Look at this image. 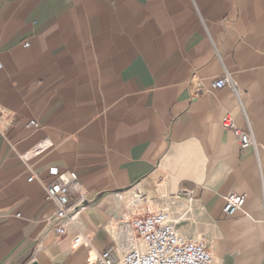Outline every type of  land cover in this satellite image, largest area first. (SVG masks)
<instances>
[{"label":"crops","instance_id":"1","mask_svg":"<svg viewBox=\"0 0 264 264\" xmlns=\"http://www.w3.org/2000/svg\"><path fill=\"white\" fill-rule=\"evenodd\" d=\"M0 62V264L127 252L134 188L213 264H264V0H0ZM65 173L84 210L58 237L46 188Z\"/></svg>","mask_w":264,"mask_h":264},{"label":"built area","instance_id":"2","mask_svg":"<svg viewBox=\"0 0 264 264\" xmlns=\"http://www.w3.org/2000/svg\"><path fill=\"white\" fill-rule=\"evenodd\" d=\"M26 47H29L27 44ZM4 66L0 62V72ZM226 86L235 89L234 84L228 79H220L211 84V89L219 90ZM31 127L38 129L39 124L35 121L30 123ZM222 125L232 130L237 136L242 150L256 146L252 132L240 130L233 117L227 114ZM33 178H30L32 181ZM77 182L75 173H65L58 176L56 182L46 188V196L49 200L58 205V210L50 223L58 237H63L67 233V227L75 224L84 208L72 205L70 195ZM134 206H142L145 201L144 195L134 188L132 191ZM189 202L194 199V191L186 192ZM246 202L245 195L230 194L226 198L223 209L227 217H233L242 210ZM20 217V215H18ZM128 229L137 236L141 245H132L125 253L118 252L117 245L113 248L97 254L95 264H213L214 258L210 250L208 241L205 238L189 240L183 237L177 224L165 211L153 213H140L134 215L128 223ZM127 237L131 234L127 233ZM76 246L81 244H91L88 236L80 234L74 239Z\"/></svg>","mask_w":264,"mask_h":264},{"label":"rangeland","instance_id":"3","mask_svg":"<svg viewBox=\"0 0 264 264\" xmlns=\"http://www.w3.org/2000/svg\"><path fill=\"white\" fill-rule=\"evenodd\" d=\"M117 198L119 201L122 202V205H123V219L122 220H126V219H131L134 215H138L140 213H151L149 211H144V208H140L138 206H134L133 204V196H132V192L129 191L127 192L126 194H118L117 195ZM139 210H141L139 212ZM167 212V211H165ZM168 213V212H167ZM181 225L180 226H177L178 230L180 229ZM116 232L119 233L120 231V226H114ZM129 234H131V237H125L124 238V241L125 243L124 244H127L129 243L128 247L127 248V251L132 247V245L136 244V245H141V241L139 240V238L137 236L134 237L133 233L130 232ZM123 244V245H124Z\"/></svg>","mask_w":264,"mask_h":264}]
</instances>
